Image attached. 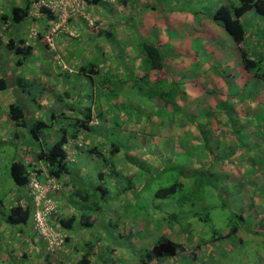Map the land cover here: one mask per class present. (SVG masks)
I'll return each mask as SVG.
<instances>
[{
    "label": "crops",
    "instance_id": "0c3cea01",
    "mask_svg": "<svg viewBox=\"0 0 264 264\" xmlns=\"http://www.w3.org/2000/svg\"><path fill=\"white\" fill-rule=\"evenodd\" d=\"M207 1H212L213 4L218 3L219 5L227 3L228 0H169L168 3H166V0H127L125 3L116 1L110 4L99 2L98 4L88 5L87 10L91 9L88 12L92 13L94 11V14L99 12V10L100 12H110L111 8L117 16L115 14L110 15L108 21L115 23L118 18L120 23H122L121 33L123 34L122 42L124 44L120 42L123 48L111 47L109 52H104L103 49H100L103 42L101 41L100 43L101 37H96L97 31L93 32L92 27L85 28V26H89L86 23V25L81 27L77 26L76 22L78 20L79 22L81 21V16L74 18L75 22L69 24L68 30L65 32L70 34L69 36L61 34L54 39V47H44L46 43L44 36L39 41H36L32 55L23 60V64L17 66L14 72L24 74V78L28 82L32 80L39 87L45 88L47 84L52 89H54V86L58 88L53 91L45 88V90L41 91V96L37 95L35 97V101L25 91L21 92V89L17 88L16 83H13L12 79L8 81L10 83L8 89L0 90V134L6 140L10 138V135H13L14 137L10 141L19 140L21 142V146H17L14 155L11 157V162L21 160L25 163L33 162L36 166L43 164L36 159L37 148L36 145L28 142V135L24 133L26 129L17 127L9 118V104L14 102L16 98L22 99L27 106L30 103L29 108L34 111L33 115L31 114L32 116L29 115L30 121V117L42 118L47 112L50 114L55 112L60 104L57 97L61 93L67 92L66 90H72L74 94L72 104L74 106L72 107L73 109L67 110V118L82 117L84 108H91L93 130L89 133L87 131L78 132V137L80 138L88 135V141L86 138L84 139L85 145L89 146L87 148H91L93 144L99 141L97 135L106 136L108 131L112 129V120L118 118L124 121L126 119L127 116L123 111V106H126L130 111L142 114V126L153 131L152 139L146 140L147 142L151 140L156 142L163 138V143H169L171 142V136L197 134V131L200 130L203 136L206 137L208 133L210 135L215 134L217 140L219 142L222 141V144L224 143L223 148H220L221 144L217 145L215 147L216 151L220 152V149H222L223 152H226V149L228 150V158L225 157V153L217 154L216 163L221 171L233 169L240 178L241 171L239 169H242V161H245V165L249 166L250 170L252 167L254 169V167L261 166L259 164L257 166L256 163H250V160L247 161V156L243 154L245 152L244 149L239 146L241 136L239 132L243 131L245 136L251 135L250 143H253L255 147L258 146L259 142H264V129L262 131L260 129L257 130L260 127L264 128V78H260L254 72L247 70L242 62V52L246 49L252 58L257 57L262 60L261 67L264 70V32L261 36H257L255 32H259V28L254 27L255 25L258 27L260 25L263 26L264 19L260 18V15L254 16L253 10L247 11L241 18L245 25V42L244 44H236L227 30L212 19L215 9H206L207 3L205 2ZM8 3H12V0H0V12L4 10L3 6L8 5ZM40 18L39 22L38 18H33L34 21H26L17 30L29 38V32L32 29L29 26L31 22L34 26L38 23L44 26V21L46 20L44 17ZM13 28L14 26L9 27L7 21L3 22L0 20V38L13 36ZM113 33L117 34L115 30H113ZM81 35L89 40L90 46L94 42H97L98 45L85 50V47L80 44L81 39L77 38ZM72 36L76 37L77 40L72 39ZM104 39L102 38V40ZM141 39L157 45L162 50L165 63L163 68L148 70L141 60L142 57L139 56V41ZM78 40L79 44L76 45ZM105 40L111 43L107 38ZM32 42L34 43L35 40L33 39ZM256 45L257 50L254 49ZM124 54L128 55L125 57L127 63L125 61H122V64L115 63ZM96 55L100 57L98 68L105 67L110 76L114 74L115 79L124 80L129 72L135 71L136 78H133L132 81L130 79L122 81L116 84L115 87L122 84L123 90H127L135 84L134 82L139 83L138 93L141 98H130L127 95L115 94L110 96L100 94L101 97L94 95L92 100L87 96L83 98L77 97V93H82L81 88L75 82L77 78L64 74L65 77L63 73L67 71L70 75L76 74L86 82V75H81V63L83 58L94 59L92 57ZM135 55H137L135 61L130 62V58H134ZM39 56L46 58L43 63L36 59ZM66 57L70 61H67ZM6 58L7 66L4 65V69L0 67V76H5V70L8 72L9 69L14 68V65H18L16 64L17 58L13 57L12 52H8ZM10 64L12 65L8 66ZM110 66L113 67L111 73L109 72ZM118 66H120V70ZM56 74L59 76L58 78H56ZM41 76L46 77L44 83L39 82ZM70 83L73 84V87L69 86ZM91 85L93 89L96 88L94 84ZM76 87L78 88L76 89ZM110 87L112 88V85L107 84L105 89L108 90ZM45 92H50V94L45 96L43 95ZM42 97L45 98L42 99ZM69 100L72 101L70 98ZM88 104L90 106L86 107L85 105ZM57 117L51 115L54 120ZM128 125L133 129L135 128V124L131 125L129 123ZM20 129L24 133V137H22L24 139H17L16 131ZM128 129L127 126L126 128L123 127L121 134L127 136L125 132ZM234 130H236L237 135ZM259 133L261 135H258ZM205 137L201 140H204ZM45 140L47 144L50 142L48 138H45ZM146 141L142 143L145 144ZM73 142V148L71 149L73 160L70 163L71 172L61 177L65 184L64 189L55 194L57 204L55 220L63 215L65 217L69 216L76 211V206L73 205L70 197V177L75 175L77 181L80 182L88 172L89 175H93L97 171H89L88 169L96 161V156L88 153L85 150L87 149L86 147L80 149L81 146L77 144L76 139H73ZM190 143L199 144L196 140L194 142L191 140ZM122 146V149L125 148V151L131 152L130 154L127 153L128 155H133L132 151L140 148V144L137 142H126ZM259 148L262 149V147ZM122 149L119 155L125 156V152ZM207 150L209 149L205 147L204 151ZM231 160L237 166L229 164ZM226 167L227 170H225ZM251 175L250 179L252 177L255 178L256 172L254 171ZM245 178L247 179V177ZM22 187L25 188V186ZM24 190L25 192L22 194L12 193L6 203L0 200V260H5L6 264H11L10 259L11 262L13 260L11 258L13 255V253L11 254V247L16 246L18 248L16 259H23L24 264H45V259L48 255L56 263L64 260V258L76 262L79 255H73L75 251L73 246L94 238L88 228L79 230L81 232L79 235L74 230L63 229L71 236V241L64 250H59L53 254L48 253L45 250L44 243L37 240L30 221L28 222L30 224L28 229L27 223L16 227L14 234L17 239L14 242H9L8 236L13 227L11 226L12 224L5 221V217L10 206L30 204L31 197L28 195L26 188ZM255 197L257 198L259 195L256 194ZM107 214L109 216L115 214L113 207L109 209ZM143 226H138L136 233L141 231ZM120 230L121 237L119 239L127 241L129 246L133 245L130 237L136 233H134L132 227H123ZM127 233H131V235H126ZM125 235L128 237L127 239L123 237ZM133 238L136 237L133 236ZM138 241L139 238H137ZM7 242L8 244L4 245ZM96 244L100 245L101 242H96ZM72 250L74 251L71 252ZM68 253L72 255L68 256ZM186 257L188 256L184 254L181 259L185 260V263L188 262ZM119 258L121 260L122 258L124 259L121 256ZM177 258L178 256L170 259ZM188 258L194 259L197 257ZM133 262L136 261L133 260Z\"/></svg>",
    "mask_w": 264,
    "mask_h": 264
},
{
    "label": "rangeland",
    "instance_id": "374dc122",
    "mask_svg": "<svg viewBox=\"0 0 264 264\" xmlns=\"http://www.w3.org/2000/svg\"><path fill=\"white\" fill-rule=\"evenodd\" d=\"M168 2L169 0H166V3ZM205 3H207L206 9H215L218 5V3L213 4L212 1H207ZM71 8V4L67 3L64 11L71 14ZM93 12L85 13L86 19L89 20V23L87 21L86 24L91 26L93 22L94 24L96 22L97 27L92 28L93 31L102 27L109 28L108 18L110 15L112 16V14H115V11L113 12L110 10V12L107 11V13L100 12L99 10V12L95 14ZM115 15L117 16V14ZM74 20L73 16L64 24L68 25L75 22ZM116 20L117 21L114 23L115 25H113L117 33L115 39H113L111 43L102 40V38L100 40V43L101 41L103 42L100 49H103L104 52H109L111 47L123 48V34L121 33L122 23H120L118 18ZM57 22L58 20H48L44 21V25L52 27V25ZM254 27L257 29L259 28L260 32L255 33L257 36H261L262 30L260 29L262 25L259 27L255 25ZM85 28H88V26H85ZM32 30L34 29H31L29 32L31 36H33ZM67 30L68 27L65 26L63 31L66 32ZM77 38L81 39L80 44L85 47V50L98 45L97 42H94V44L90 46L89 40L85 39L83 36ZM117 55L119 56V54ZM126 56L128 55L124 54L123 57H120L122 60L118 58L115 63L122 64V61L127 63L125 59ZM136 57L137 55H135L134 58H130V62H134ZM36 59L43 63L46 58L39 56ZM65 59L70 61L68 57ZM100 69L101 74L107 72L105 67ZM118 69L120 70V66H118ZM112 71L113 67L110 66L109 72L111 73ZM5 72V76L11 81V74L9 75V71L7 72V70H5ZM131 72L128 77L136 78L137 75L134 74L135 71ZM66 74L77 78L75 82L78 87L81 88L83 94L94 93L97 97H101L100 94L104 95L102 86L100 88L99 85L98 88L96 87V89H93L92 85H90V81L87 80L85 82L82 77L76 74ZM58 77L59 76L56 74V78ZM45 78V76H41L39 82L44 83ZM108 81H111L112 86L122 82V80H116L113 77H110ZM134 83L132 87L124 90L120 94L127 95L130 98H141V95L138 93L139 83ZM96 84L95 81L94 85L96 86ZM69 86L73 87V84L70 83ZM78 87H76V89ZM45 88L53 91L58 87L54 86V89H52L46 84ZM48 94H50V92H45L43 95L46 96ZM69 94L73 95L72 90H69ZM39 96L41 95L39 94ZM43 98L45 97H42V99ZM60 104L62 106H68L67 99H63ZM44 115L42 120L49 124L48 127L44 129L45 138H48L51 142L53 140L52 138L57 139L59 129L62 127V123L67 121V118L57 117V119L54 120L51 118L49 112ZM258 129L262 131L264 128L260 127L257 128V130ZM66 130L69 132L70 127L66 128ZM197 132V134L190 133L181 136H171V142L169 143H163V138L159 141L157 140L158 142L151 140L149 142L146 141L145 144L140 143V148L132 151L133 157L135 158L133 163H127L124 160L119 161V166L122 168L123 174L118 177L107 176L105 178V184L108 188V197L111 199L110 204L113 205L115 214L109 216L104 211H100L97 214L98 217L95 226L90 229L92 234L102 233L111 236L110 232H114V229H110L108 225V220H111V218L117 219L116 223L118 228L115 227V229L119 230L123 227H132L134 233H136L138 226H143V222L146 224V227L144 225L141 231L133 235L136 238H133V236L130 237L133 245L129 246L127 241L119 239L118 237L115 242L112 243V245L117 248L116 250H119L118 254L113 253V256H116V258H119V256L124 257L121 262L117 261V264H134L135 262H133V260L138 261V259H140L139 257L143 254V251L140 249L151 244L161 234H165L179 243H184L188 251L199 245V249H197V258L189 259L186 257L188 262L185 263V260H181L183 256L181 255L178 256L177 259L167 260V264H264V198L261 197L264 195L260 194L264 190V166H262L264 165V142H259L257 144L258 146H256L258 148L256 149L253 143H250L252 136L243 135V131L239 132L241 133L239 146L244 149L245 152L243 154L247 156V161L250 160V163L261 165L254 167L256 170H254L253 167L250 170L249 166L245 165V161H242L243 166H241L242 169H239L241 171L239 178L235 170H227L226 167L225 170L227 171H221L216 163L217 161L213 162L212 159L205 158L207 155L215 153V147L217 145L221 144L220 148H223L224 143L222 144V141H220V143L215 134H211V136L210 133H208L205 137L200 133V130ZM234 132L237 135L236 130H234ZM21 133H23V131H21ZM24 133H27V131ZM245 133H247V131H245ZM261 133L258 135H261ZM202 136L205 137L204 140H201L203 139ZM13 137V135H10V138L6 140V138L4 136L2 137V134H0V200L4 203L9 200L12 193L22 194L25 192L24 187L15 185L8 171L12 159L11 157L14 155L17 146H21L19 140L10 141ZM22 137L23 136H21L19 132L17 139H21ZM86 139L88 141V138ZM97 139L100 141V138ZM154 139H156V137H154ZM191 140L193 142L196 140L200 145H196L197 143H190ZM28 142L36 145V142L33 140H29ZM81 143H83V145L85 144L82 140ZM205 147L209 150L204 151ZM259 147H262V149ZM122 150L124 152L125 148ZM226 151L228 152L227 149ZM220 152L223 153L222 149H220ZM127 153L130 154L131 152L126 151V154ZM117 157L119 158V156ZM209 160L211 161L210 163ZM102 161V158L94 161V164L88 168L89 171L102 169L107 172V168L103 166L105 164ZM133 164H135L136 167H132ZM229 164L237 166L233 160H231ZM88 166H90V164H88ZM166 166H168V168ZM130 171H133V173L127 175ZM254 171L256 172V177L250 179ZM188 175H192L195 179V183L191 184ZM245 177H247V179ZM172 183L182 185L178 186L176 192L169 196V198H159L155 196V192L159 188L170 186ZM130 184L132 186L130 190L119 194L122 188ZM256 194H260L259 197L256 198ZM253 196L256 199L248 202ZM99 203L102 206L104 203L107 205L106 201H99ZM78 206L84 210L88 208L86 204L81 201L77 202V207ZM120 206L123 207L118 210ZM89 210L91 212L93 211L91 209ZM160 216L164 217L166 221L162 220L159 224L157 222H159ZM241 216L243 218H240ZM137 220L140 222L133 225L132 223L137 222ZM11 226L13 230L9 233L8 240L9 242H14L17 239L14 230L19 225L12 224ZM26 226L27 229L30 228L29 223H27ZM233 226L237 227L236 233L227 235ZM74 231L77 235L81 233L79 230L74 229ZM124 237L126 239L128 238L126 235ZM137 238H139L138 242ZM101 243L103 244V242ZM7 244L8 242L4 243V245ZM11 249V254L13 253L11 258L13 260L11 262L10 259V263L24 264L23 259H16L18 248L13 246ZM73 255L78 254L73 252ZM6 263L5 260H0V264ZM99 264L102 263L100 262ZM107 264L113 263L108 260Z\"/></svg>",
    "mask_w": 264,
    "mask_h": 264
},
{
    "label": "trees",
    "instance_id": "16d2710c",
    "mask_svg": "<svg viewBox=\"0 0 264 264\" xmlns=\"http://www.w3.org/2000/svg\"><path fill=\"white\" fill-rule=\"evenodd\" d=\"M21 1V2H20ZM38 0H12V3H8V5L3 6V11L0 12V20L3 22L7 21L9 27L14 26L13 28V36L9 38L1 37L0 38V67L3 69L5 68L4 65H6L7 60V53L12 52L13 57L17 58L18 65H14V68L12 67L9 69V75L11 74V79L13 83H16L17 88L21 89V92L25 91L28 93L32 98L33 101H35V97L41 93V91L45 90L44 87H39L37 83H34L32 80L27 81L24 78V74H18L15 73L14 70L17 66L20 64H23V60H25L29 55H32V51L35 48L36 41H39L41 37L47 34V30L49 29L48 25H44L42 27L41 23H38L37 25H32V22L30 23V28H34L37 33L34 38L35 42L33 43V37L29 34V38L22 33H19L20 31L17 30L18 28L22 27L26 21L33 20V18H38V22L41 20L39 15L35 16L38 13L41 15V17H44L46 21L48 20H58L57 18V9L52 10L46 5L37 6L35 3ZM88 4H98L101 0H86ZM119 2H126L127 0H115ZM110 4L109 2H107ZM106 4V3H105ZM103 4V5H105ZM37 9V10H36ZM90 11V9H88ZM86 9V11L88 12ZM111 10V8H110ZM249 10H253L254 16H261L260 18L264 19V0H228L227 3L219 4L212 14V19L222 25L227 32L230 34L231 38L236 44H240L245 42L246 38V31H245V25L242 22L241 18L242 16ZM67 18V22L69 20ZM80 19V18H79ZM34 21V20H33ZM89 20L85 17H81V21L76 22L78 27H81L82 25H85V23ZM264 21V20H263ZM75 23V24H76ZM28 24V23H27ZM74 24V25H75ZM32 25V26H31ZM109 28H100L95 31H97L96 37L101 38H107L110 42L116 37V34L113 33V25L114 23H108ZM65 26L69 27V24H64L63 28ZM92 28H96L97 24L93 22L91 26ZM262 30L261 33L264 32L263 26L260 29ZM93 31V30H92ZM94 32V31H93ZM260 32V31H259ZM61 34H65L69 36L70 34L65 33V31L61 30L53 35V40L60 36ZM82 36V35H81ZM72 39H76V37L72 36ZM104 39V40H105ZM32 40V41H31ZM248 41V40H247ZM79 44L76 42V45ZM45 48L50 47L48 43H45ZM83 48V47H82ZM139 56L142 57L143 63L147 66L148 70L150 69H161L164 67V54L162 50L153 43H150L149 41L145 39H141L139 41ZM254 49L257 50V45L254 46ZM245 51L242 52V62L244 67L254 72L255 75L259 76L260 78H264V70L261 67V62L259 58L255 57L252 58L248 50L244 49ZM90 59L89 57L83 58V61L81 63V72L83 76L86 75V79L90 81L91 84H95L93 82L96 81V87L100 85V88L102 86L103 94L110 96L111 94L115 95H122L120 94L123 92L122 84L110 87L108 90H106V85L111 84V81L108 82V79L110 77L114 78L113 76L109 75L107 72H103L101 74V69H99V62L100 57L98 55L93 56ZM102 59V58H101ZM9 61V60H8ZM96 61V62H95ZM12 64L8 65L11 66ZM7 66V65H6ZM12 70V71H11ZM262 70V71H261ZM66 72L63 73V75H67ZM132 74V72H131ZM64 75V76H65ZM101 75V76H100ZM14 76V77H13ZM128 76H130V72L128 73ZM128 76L125 77L124 80H132V78H129ZM66 77V76H65ZM121 79V78H120ZM118 80V79H116ZM8 78L6 76H0V90L8 89L10 86V83L8 82ZM93 88V86H92ZM96 89V88H95ZM67 92L61 93L57 98L59 103H62L63 99H67L68 106H62L59 104L57 110L55 112H52L51 115L58 116L60 118H67V110L73 109L72 107L74 104L72 102L74 101L73 95L69 94V90H66ZM73 93V92H72ZM89 97L91 100L94 97V93L92 94H83V93H77V97ZM72 99V101L69 100ZM32 101V102H33ZM90 106V104L85 105ZM123 111L126 114V119L123 121L122 119H114L112 120V129L108 131L106 136H98L100 138V141H98L96 144H93L91 148L88 145H83L80 147V149H85L88 151V153L93 154L96 156V160H100V158L103 159V163L107 168V172L103 171L102 169H97L93 175L86 174L85 178H83L80 182L77 181L75 178V175H72L70 177V197L76 206V211L69 216H61L57 220L54 221V225L61 229H69V230H82L84 228L92 229L96 222H97V214L100 211H104L107 213L113 205H111V199L108 197V188L105 184L106 177H118L122 173V168L119 166V161L124 160L127 163H133V160L135 158L133 155H127L126 151L125 156H120L119 152L122 149V145H124L126 142H137L142 143L148 139H152V130L144 128L143 121L141 119L142 114L138 112L130 111L129 108L126 106H123ZM34 111L30 110L29 104L28 106L23 102L22 99L16 98V100L9 104L8 106V114L9 118L14 122V124L17 127L25 128L28 135V141L33 140L36 143V159L39 162H42L44 165L48 167V172L50 175H53L58 180H62L61 177L65 174H70V163L67 161V154L68 152L64 149L65 144H67L69 141H73V139L82 140L84 141L85 138H87L88 135L83 136L82 138L78 137L79 131H87V133L91 132L93 129L91 122H92V113L91 108L87 107L84 108L82 112V117L76 116L72 118H67V121H64L62 123V127L59 129L58 137L57 139H53L51 142L47 144L45 140V133L44 129L48 127V123H46L44 120H42L41 117H30L29 121V115H31ZM33 115V114H32ZM31 115V116H32ZM129 123L131 125L135 124V128L133 129L131 126V129L129 127ZM126 126L129 128L126 135L124 136L121 134V129L123 127L126 128ZM69 132L66 130V128H69ZM19 132L21 136L24 137V134L21 133V129L19 131H16L17 137L19 135ZM123 143V144H122ZM84 151V150H83ZM223 151V150H222ZM227 152V151H226ZM223 154V153L215 151V153H211L210 155H207L205 158L212 159L213 162H216L217 154ZM229 152L225 153V157L228 158ZM119 156V158L117 157ZM131 159V160H130ZM222 159V156H221ZM205 160V159H204ZM211 161L209 160V163ZM260 165V164H259ZM258 166V165H257ZM264 166V165H262ZM132 167H136L135 164H133ZM168 168V166H166ZM138 170V167H137ZM255 170V168H254ZM9 175L15 185L17 186H25L28 182V176L30 172H37L39 174L38 176L42 178L41 169L37 168L36 164L33 162H23L21 160H15L12 161L8 168ZM137 172V171H136ZM133 171H130L127 173V175L132 174ZM264 174V173H263ZM193 175V174H192ZM192 175H188L191 179V184L195 183V179L192 177ZM77 177V176H76ZM127 178V176H126ZM75 179V181H74ZM128 179V178H127ZM64 183V182H63ZM65 185V184H64ZM63 185V186H64ZM182 184L178 183H172L170 186L159 188L155 192V196L159 198H169L173 193L176 192L177 187ZM131 184L128 186H125L122 188V190L119 192L121 194L122 192H126L130 190ZM264 195V190L260 193ZM258 194V195H260ZM264 198V196H263ZM254 201V196L249 199L248 202ZM81 201L86 204L88 207L87 210H84L80 206L77 207V202ZM99 201L107 202L104 203L102 206ZM247 202V203H248ZM93 205V206H92ZM125 205V204H124ZM123 205V206H124ZM256 205V203H255ZM254 205V206H255ZM123 206H120L118 210H120ZM253 206V207H254ZM91 207V208H90ZM75 209V208H74ZM93 210L92 212L89 210ZM57 212V211H56ZM31 215V206L30 204L22 205V204H15L9 207L8 213L6 214L5 221L9 224H16V225H22L26 224L30 220ZM240 218H243L242 216ZM117 219L108 220V225L110 226V229H114V232H110L111 236H107L106 234L98 233L94 235V239L87 240L84 243L80 244L78 243L76 246H73V249L71 252H75L79 255L78 259L75 261H72L71 259H65L54 262L52 261L51 256H46V262L45 264H99L100 262L103 264H107V261L111 259V263L117 264V261H121L120 258H114L113 253L118 254L119 250H116L112 243L115 242L116 238L121 237V230L115 229L117 227L116 223ZM145 220V219H143ZM162 220H165L164 217L159 218V222L161 223ZM139 220H137L138 222ZM166 221V220H165ZM136 222H133L132 224H135ZM171 223V222H170ZM145 227L146 224L144 223ZM103 228V227H102ZM237 231V227L233 226L230 231L227 233L229 234H235ZM116 233V235H115ZM126 235H131V233H127ZM124 237V236H123ZM71 241V236H66L65 245L67 246L69 242ZM96 242H103L99 246L96 244ZM96 244V246H95ZM45 246V245H44ZM119 249V248H118ZM199 245L195 246L193 250H190L189 252L185 248V244L179 243L176 240H174L171 237L166 236L165 234L159 235L156 240H154L151 244L144 246L140 250L143 251V254L139 257L138 261L134 264H167V260L173 257L181 256L186 254L188 257H195L198 255ZM68 250V249H67ZM66 250V253H67ZM188 252V253H185ZM72 254L68 253V256H71ZM94 256V257H93ZM113 256V258H111ZM136 257V256H135Z\"/></svg>",
    "mask_w": 264,
    "mask_h": 264
},
{
    "label": "built area",
    "instance_id": "2783aa9c",
    "mask_svg": "<svg viewBox=\"0 0 264 264\" xmlns=\"http://www.w3.org/2000/svg\"><path fill=\"white\" fill-rule=\"evenodd\" d=\"M67 3L72 6L71 14L64 11ZM35 5L36 8L37 6L46 5L52 10L57 9L58 22L50 27L45 36L50 45L53 44V35L64 29L63 25L67 18L76 13H82L84 8V3L81 0H38ZM32 31V35L35 36L36 31ZM73 144V141H69L64 146V149L68 152L69 160H72L70 150L73 148ZM41 170L42 178L38 176L39 174L36 171L30 172L28 182L25 185L27 193L31 197L30 223L37 240L44 243L46 251L54 252L64 247L66 237L65 233L54 225L55 219H52L57 211L54 196L62 191L63 182L50 175L46 165H42Z\"/></svg>",
    "mask_w": 264,
    "mask_h": 264
},
{
    "label": "clouds",
    "instance_id": "9594fccd",
    "mask_svg": "<svg viewBox=\"0 0 264 264\" xmlns=\"http://www.w3.org/2000/svg\"><path fill=\"white\" fill-rule=\"evenodd\" d=\"M81 1L84 3V6H83L84 8H83L82 13H76L75 15H71V16H69V17H73V16H74V18H75V17L78 18L79 16H81V17H85V13L87 12V11H86L87 6H88V5H92V4H88L86 0H81ZM107 1H109V3H114V2H116L115 0H101L100 2H106V3H107ZM37 15H39V17H41V15H40L38 12H37V14H36L35 16H37ZM57 16H58V13H57ZM57 18H58V17H57ZM85 18H86V17H85ZM32 29H34V28H32ZM49 29H50V26H49ZM49 29L47 30V33H48ZM34 30H35V29H34ZM35 31H36V30H35ZM36 33H37V31H36ZM29 34H30V33H29ZM35 36H36V35H35ZM35 36H32L33 39L35 38ZM45 36H46V35H44V39H45L46 43H48L47 40H46V38H45ZM48 44H49V43H48ZM49 46H50V47H54V44H52V45L49 44ZM80 143H81V140H78L77 144H79V146H82L83 143H81V144H80ZM71 149H72V148H71ZM70 153H71V154H70V157L73 158V157H72V152H71V150H70ZM67 155H68V154H67ZM66 159H67V161H68L69 163H71L72 160H73V159H72V160H69V159H68V156H67ZM42 165H44V164H42ZM42 165H41V166H37V168H40V169H41ZM61 181H62V180H61ZM62 182H63V181H62ZM63 185H64V183H63ZM63 189H64V186H63L62 190H63ZM54 199H55V196H54ZM55 201H56V200H55ZM22 205H23V204H22ZM56 205H57V204H56ZM30 206H31V202H30ZM55 215H56V213H55ZM51 218H52V217H51ZM52 219H55L54 216H53ZM52 219H51V220H52ZM29 221H30V220H29ZM54 221H55V220H54ZM59 229H61V228H59ZM61 230L65 233L66 236L69 235L68 232L66 233V231H64L63 229H61ZM65 241H66V237H65ZM44 247H45V246H44ZM65 248H66V245H65V243H64V247H63V248H61V249H57V250H55L54 252H50V251H47V252L53 254V253H55V252H57V251H59V250H64ZM45 250H46V248H45Z\"/></svg>",
    "mask_w": 264,
    "mask_h": 264
}]
</instances>
